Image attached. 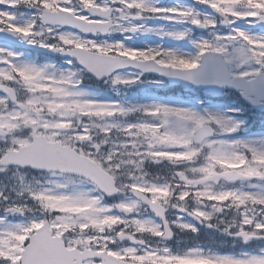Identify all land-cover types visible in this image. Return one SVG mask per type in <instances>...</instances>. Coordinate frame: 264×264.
<instances>
[{
  "label": "snow or ice",
  "instance_id": "1",
  "mask_svg": "<svg viewBox=\"0 0 264 264\" xmlns=\"http://www.w3.org/2000/svg\"><path fill=\"white\" fill-rule=\"evenodd\" d=\"M145 74L210 98H130ZM244 104L264 108V0H0V264H264Z\"/></svg>",
  "mask_w": 264,
  "mask_h": 264
},
{
  "label": "rangeland",
  "instance_id": "2",
  "mask_svg": "<svg viewBox=\"0 0 264 264\" xmlns=\"http://www.w3.org/2000/svg\"><path fill=\"white\" fill-rule=\"evenodd\" d=\"M177 1H167L164 2L162 1V3L165 4H171ZM159 23H164L163 21H160ZM195 35L199 36L201 35V32L195 31L194 32ZM119 38V37H118ZM162 41L154 36V35H148V36H140L134 39L133 43H137V44H151V43H161ZM44 54H46L45 52H42ZM32 57L35 58V56L33 55ZM45 59H49V58H43V60ZM159 79V77H155L152 75H147L145 74L144 77V81L145 83L137 85V86H133V88L128 90V95L130 98L132 99H142V98H146L148 96H154L157 98H163L164 96L168 97V98H172V97H177V98H181L180 95L187 101V100H191L193 98H202L204 99L205 103H207L208 99L210 98V96L208 98H203L201 94H206L209 95L208 93L202 91V93H199L197 90L195 89H188L187 87H185L183 84L179 85V86H173L170 87L166 84V81L160 85V87L158 89H152L150 87H148L150 84V81H155ZM99 87H103L102 85H99ZM226 96H229V93H225ZM111 95V94H110ZM216 96H219L220 94H215ZM231 100L226 103V104H232L235 103V98L238 99V95L234 94V96L231 95ZM248 110L250 111L251 115L255 118H257L258 120H260L263 124H264V112H255L252 111L249 107H247ZM244 112V111H243ZM242 112V113H243ZM242 113L237 114L239 119L244 120L242 117H240V115ZM205 236H207V234H205ZM177 239L178 240H184L185 242H188L184 239V237H182V235L178 234L177 235Z\"/></svg>",
  "mask_w": 264,
  "mask_h": 264
}]
</instances>
